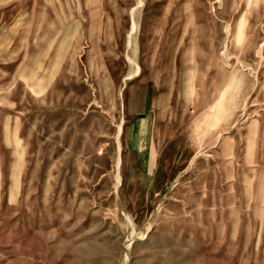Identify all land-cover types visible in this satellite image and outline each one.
<instances>
[{"label": "rangeland", "instance_id": "rangeland-1", "mask_svg": "<svg viewBox=\"0 0 264 264\" xmlns=\"http://www.w3.org/2000/svg\"><path fill=\"white\" fill-rule=\"evenodd\" d=\"M0 264H264V0H0Z\"/></svg>", "mask_w": 264, "mask_h": 264}, {"label": "bare ground", "instance_id": "bare-ground-1", "mask_svg": "<svg viewBox=\"0 0 264 264\" xmlns=\"http://www.w3.org/2000/svg\"><path fill=\"white\" fill-rule=\"evenodd\" d=\"M222 134V133H221ZM119 136V135H118ZM120 142V141H119ZM118 145V144H117ZM118 149H120L119 147H118ZM118 155V154H117ZM117 157H119V156H117ZM118 162V161H117ZM117 166H118V164H117Z\"/></svg>", "mask_w": 264, "mask_h": 264}]
</instances>
